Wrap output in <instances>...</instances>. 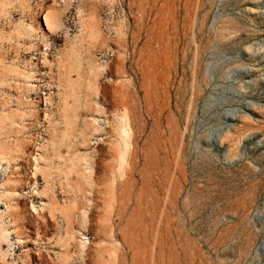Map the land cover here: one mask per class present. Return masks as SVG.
I'll return each mask as SVG.
<instances>
[{
	"label": "rangeland",
	"instance_id": "374dc122",
	"mask_svg": "<svg viewBox=\"0 0 264 264\" xmlns=\"http://www.w3.org/2000/svg\"><path fill=\"white\" fill-rule=\"evenodd\" d=\"M1 214L0 264H264V0H0Z\"/></svg>",
	"mask_w": 264,
	"mask_h": 264
},
{
	"label": "bare ground",
	"instance_id": "6f19581e",
	"mask_svg": "<svg viewBox=\"0 0 264 264\" xmlns=\"http://www.w3.org/2000/svg\"><path fill=\"white\" fill-rule=\"evenodd\" d=\"M2 200V199H1ZM3 215H0V221L2 222ZM3 225V230H2V237L3 240L7 243L8 249H12L16 246L15 241L12 239V231L8 228V225L2 224Z\"/></svg>",
	"mask_w": 264,
	"mask_h": 264
}]
</instances>
